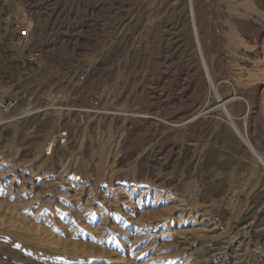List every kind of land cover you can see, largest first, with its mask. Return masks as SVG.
I'll return each instance as SVG.
<instances>
[{
    "label": "rangeland",
    "instance_id": "374dc122",
    "mask_svg": "<svg viewBox=\"0 0 264 264\" xmlns=\"http://www.w3.org/2000/svg\"><path fill=\"white\" fill-rule=\"evenodd\" d=\"M15 1L36 61L1 90L15 104L0 109V264H264V166L175 126L188 1ZM237 1H198L225 27L223 68L244 48L228 13L263 12Z\"/></svg>",
    "mask_w": 264,
    "mask_h": 264
},
{
    "label": "bare ground",
    "instance_id": "6f19581e",
    "mask_svg": "<svg viewBox=\"0 0 264 264\" xmlns=\"http://www.w3.org/2000/svg\"><path fill=\"white\" fill-rule=\"evenodd\" d=\"M187 1L189 12H186L185 20L188 31L187 46L191 54V60L187 65L191 78V82L188 83L189 86L187 87L190 95L188 99L189 107L185 111L183 109L180 113V118L184 117L185 119L175 126L178 129H186V133L192 139L212 132L211 135L215 140H223L230 145L231 154L241 155V158H254L264 166L262 153L259 152L261 146L264 145V133H260V140L255 137L254 133L255 123L259 124L262 121L260 118L262 117V113L260 114L261 99L257 95L259 85L258 83L254 84V80H251L254 76L262 77L264 75V70L261 69L258 62V60H261L259 59L260 56L264 53V0H245L248 4L247 10H251L253 4L256 3L263 12L228 13V23L232 26L233 29H231L238 38L236 39L240 41L239 44H244V48L241 46L234 48L236 45L232 47L233 49L228 52V56L225 52L228 61L233 62L232 67L228 68H223L222 63L225 56L222 55L219 49L218 40L219 31H222L225 27L220 28L218 31V26L208 18V12H199V0ZM230 5L236 11L239 10L237 0H231ZM246 45H248V49L245 48ZM200 96H203V100L197 102V98ZM141 118L143 123L149 120L148 116H142ZM67 134L63 133L62 136ZM208 137L210 136L208 135ZM205 140L208 141L207 138ZM56 141L53 139L49 142L50 145H48L51 151L54 147H57L55 145ZM49 154L50 152L46 155Z\"/></svg>",
    "mask_w": 264,
    "mask_h": 264
},
{
    "label": "crops",
    "instance_id": "0c3cea01",
    "mask_svg": "<svg viewBox=\"0 0 264 264\" xmlns=\"http://www.w3.org/2000/svg\"><path fill=\"white\" fill-rule=\"evenodd\" d=\"M16 1L0 0V69L3 77L0 79V96L10 98L9 93H2L3 85L20 77L31 65H22V52L16 48L11 24L16 19Z\"/></svg>",
    "mask_w": 264,
    "mask_h": 264
},
{
    "label": "built area",
    "instance_id": "2783aa9c",
    "mask_svg": "<svg viewBox=\"0 0 264 264\" xmlns=\"http://www.w3.org/2000/svg\"><path fill=\"white\" fill-rule=\"evenodd\" d=\"M11 32L15 38L14 43L16 44V48L21 50L22 55V65L28 66L32 65L36 61V54L32 50L31 47V36H30V30L24 26L23 23L18 21L17 19H14L11 24ZM3 77V73L0 69V79ZM15 104V101H12L10 98H2L0 96V109L7 112L9 111Z\"/></svg>",
    "mask_w": 264,
    "mask_h": 264
}]
</instances>
